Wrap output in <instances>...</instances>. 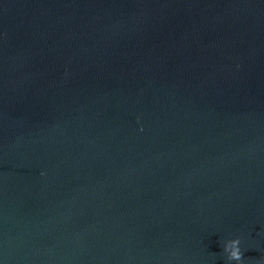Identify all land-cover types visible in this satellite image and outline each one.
<instances>
[{"label":"water","instance_id":"water-1","mask_svg":"<svg viewBox=\"0 0 264 264\" xmlns=\"http://www.w3.org/2000/svg\"><path fill=\"white\" fill-rule=\"evenodd\" d=\"M236 238L264 257V0H0V264Z\"/></svg>","mask_w":264,"mask_h":264},{"label":"clouds","instance_id":"clouds-1","mask_svg":"<svg viewBox=\"0 0 264 264\" xmlns=\"http://www.w3.org/2000/svg\"><path fill=\"white\" fill-rule=\"evenodd\" d=\"M43 174V173H42ZM241 241L239 238L228 240L224 243L223 252L226 254L228 262L234 261L235 264H243L244 253L240 248ZM257 264H264V257H261Z\"/></svg>","mask_w":264,"mask_h":264}]
</instances>
